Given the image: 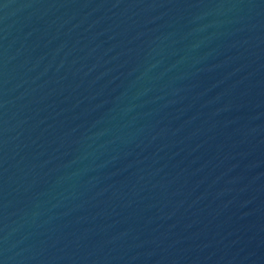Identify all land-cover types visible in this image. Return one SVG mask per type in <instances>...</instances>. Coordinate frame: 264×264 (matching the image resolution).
<instances>
[{
	"label": "water",
	"instance_id": "95a60500",
	"mask_svg": "<svg viewBox=\"0 0 264 264\" xmlns=\"http://www.w3.org/2000/svg\"><path fill=\"white\" fill-rule=\"evenodd\" d=\"M0 264H264V0H0Z\"/></svg>",
	"mask_w": 264,
	"mask_h": 264
}]
</instances>
